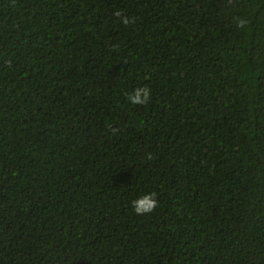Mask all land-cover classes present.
<instances>
[{"label": "trees", "instance_id": "trees-1", "mask_svg": "<svg viewBox=\"0 0 264 264\" xmlns=\"http://www.w3.org/2000/svg\"><path fill=\"white\" fill-rule=\"evenodd\" d=\"M0 264H264V0H0Z\"/></svg>", "mask_w": 264, "mask_h": 264}, {"label": "clouds", "instance_id": "clouds-1", "mask_svg": "<svg viewBox=\"0 0 264 264\" xmlns=\"http://www.w3.org/2000/svg\"><path fill=\"white\" fill-rule=\"evenodd\" d=\"M117 16L121 15V13L117 12ZM131 21L125 17L123 20L124 24H129ZM247 24L246 19H238L237 25L238 27H245ZM151 96V90L145 87H137L134 92L129 95V100L134 104L144 105L146 104ZM113 131H118V129H113ZM156 193L152 192L150 194H145L141 197L132 201L133 210L137 215H143L145 213H150L155 211L156 207L158 206V200L155 198Z\"/></svg>", "mask_w": 264, "mask_h": 264}]
</instances>
